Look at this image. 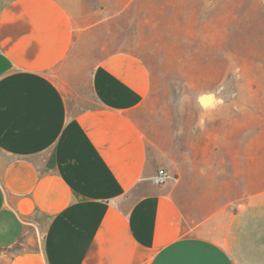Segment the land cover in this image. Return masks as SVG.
I'll list each match as a JSON object with an SVG mask.
<instances>
[{"label": "crops", "instance_id": "obj_1", "mask_svg": "<svg viewBox=\"0 0 264 264\" xmlns=\"http://www.w3.org/2000/svg\"><path fill=\"white\" fill-rule=\"evenodd\" d=\"M137 10L0 0L7 264H239L249 154L215 99L155 121L151 71L127 46ZM162 169L177 181L155 185Z\"/></svg>", "mask_w": 264, "mask_h": 264}, {"label": "rangeland", "instance_id": "obj_2", "mask_svg": "<svg viewBox=\"0 0 264 264\" xmlns=\"http://www.w3.org/2000/svg\"><path fill=\"white\" fill-rule=\"evenodd\" d=\"M127 21V46L153 78L155 121L177 113L182 98L199 95L231 117L235 151L249 154L238 262L264 264V0H138L137 18ZM7 263L0 252V264Z\"/></svg>", "mask_w": 264, "mask_h": 264}, {"label": "built area", "instance_id": "obj_3", "mask_svg": "<svg viewBox=\"0 0 264 264\" xmlns=\"http://www.w3.org/2000/svg\"><path fill=\"white\" fill-rule=\"evenodd\" d=\"M170 181H177L176 177H173L167 170H159L153 177L152 182L157 186H162Z\"/></svg>", "mask_w": 264, "mask_h": 264}]
</instances>
